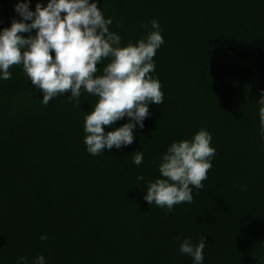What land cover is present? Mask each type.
Returning a JSON list of instances; mask_svg holds the SVG:
<instances>
[{"label":"trees","instance_id":"1","mask_svg":"<svg viewBox=\"0 0 264 264\" xmlns=\"http://www.w3.org/2000/svg\"><path fill=\"white\" fill-rule=\"evenodd\" d=\"M16 2L0 0V29L19 19ZM37 2L31 0L33 10ZM97 6L112 18L110 31L122 47L145 36L149 21L159 22L164 44L150 75L161 82L164 102L149 105L131 145L93 157L83 125L98 98L82 91L78 108L66 93L43 106L22 65L10 67L11 79L0 80V264L20 256L32 264L37 255L47 264H192L179 244L200 236L207 243L203 264H264L257 105L264 0H97ZM200 128L216 149L204 188H193V202L171 213L150 206L146 181L161 178V155ZM139 150L144 161L137 166Z\"/></svg>","mask_w":264,"mask_h":264},{"label":"clouds","instance_id":"2","mask_svg":"<svg viewBox=\"0 0 264 264\" xmlns=\"http://www.w3.org/2000/svg\"><path fill=\"white\" fill-rule=\"evenodd\" d=\"M30 5L31 0H17L13 8L19 19L0 29V80L11 79L10 67L22 65L28 80L42 94L39 102L43 106L69 93V102L76 101L79 108L82 91L87 92L98 99L84 116L86 151L95 157L104 150L131 145L137 128L143 129V121L150 115L149 105L164 102L161 82L150 75L155 70L153 58L164 44L159 22L149 21L151 30L145 36L122 47L120 35L110 31L112 18L105 17L97 0H47L45 4L38 0L34 10ZM24 33L28 35H21ZM104 60L109 62L102 75H96ZM257 105L259 134L264 138V89ZM125 118L126 123L114 126ZM106 127L111 130L106 132ZM211 142L212 135L205 128L190 140L173 141L157 162L161 178L146 181L143 199L169 213L175 205L191 204L193 188H204L203 181L212 168L216 149ZM134 153L132 162L139 166L144 152ZM136 179L145 178L138 175ZM47 239V234H41V241ZM206 246L203 236L196 243L185 237L178 251L189 256L192 264H203ZM16 264L29 262L20 256ZM32 264L47 262L43 255H37Z\"/></svg>","mask_w":264,"mask_h":264}]
</instances>
